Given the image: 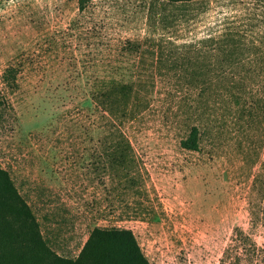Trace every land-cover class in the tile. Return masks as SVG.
<instances>
[{"label":"rangeland","instance_id":"374dc122","mask_svg":"<svg viewBox=\"0 0 264 264\" xmlns=\"http://www.w3.org/2000/svg\"><path fill=\"white\" fill-rule=\"evenodd\" d=\"M0 168L59 258L264 264V0H0Z\"/></svg>","mask_w":264,"mask_h":264},{"label":"trees","instance_id":"16d2710c","mask_svg":"<svg viewBox=\"0 0 264 264\" xmlns=\"http://www.w3.org/2000/svg\"><path fill=\"white\" fill-rule=\"evenodd\" d=\"M182 146L189 150L195 148L194 131ZM19 220L27 225H20L16 233H10L9 228L12 227L13 221ZM0 264H149V262L132 232L116 228L93 229L76 260L59 258L40 237L9 174L0 168Z\"/></svg>","mask_w":264,"mask_h":264}]
</instances>
